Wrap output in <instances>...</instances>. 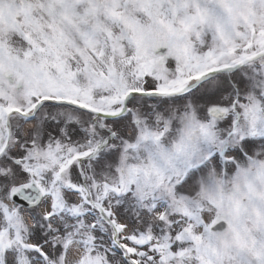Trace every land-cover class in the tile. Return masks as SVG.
<instances>
[{
	"label": "snow or ice",
	"instance_id": "1",
	"mask_svg": "<svg viewBox=\"0 0 264 264\" xmlns=\"http://www.w3.org/2000/svg\"><path fill=\"white\" fill-rule=\"evenodd\" d=\"M0 264H264V0H0Z\"/></svg>",
	"mask_w": 264,
	"mask_h": 264
}]
</instances>
